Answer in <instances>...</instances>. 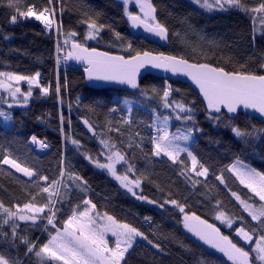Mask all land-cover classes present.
Listing matches in <instances>:
<instances>
[{"label": "trees", "instance_id": "16d2710c", "mask_svg": "<svg viewBox=\"0 0 264 264\" xmlns=\"http://www.w3.org/2000/svg\"><path fill=\"white\" fill-rule=\"evenodd\" d=\"M52 2L57 24H62L59 31L54 29L56 26L48 30L34 17H21L8 6V0H0V73L31 76L39 72L40 85L50 86L46 96L40 88L32 89V100L27 108L10 110V127L0 121V156L11 154L18 163L49 180L37 181L36 177L28 180L0 164V202L13 211L16 205L22 207L29 202L41 206L48 194L39 192V187L48 186L52 180L62 181L56 197L55 208L59 209L54 217L56 228L44 218L50 214L47 209L43 214H36L34 222L15 219L4 223L6 217L0 213V255L10 264H40L35 251L56 234L57 228H62L71 210L77 205L82 210L83 201L91 200L98 212L132 225L148 238L136 243L121 264H229L223 256L210 251L211 246L202 245L193 234L185 231L183 216L195 213L219 227L222 235L237 245L242 244L235 236L237 227L243 226L249 231L255 228V240L264 234V230L257 227L258 222L247 216L231 193H237L257 208L261 202L229 170L232 164L240 161L264 173V124L243 114L235 117L225 113L211 115L188 86L153 76L142 79L136 93L93 89L82 69L69 68L57 75L56 51L58 46L62 52L65 45L67 48L76 42L126 58L137 51L164 53L196 64L222 67L226 71L264 75L261 67L264 65V31H256L252 18V9L264 0H241L246 11L238 8L211 15L187 0H152L157 20L168 29L166 46L133 37L124 7L116 0ZM30 5L43 9L48 6V0H24L20 10ZM13 15L17 17L14 23L11 21ZM89 18L105 28L97 42L86 45L85 21ZM117 32L119 37L115 35ZM69 33L75 35L69 36ZM66 39L68 44L64 43ZM57 84L59 94L55 91ZM169 89V103L176 101L190 107L192 121L176 119L177 113L164 106L163 92ZM118 97L134 102L136 107L131 113L124 110ZM157 116L160 120L171 117L172 132L194 129L195 140L189 150L197 158V170L199 164L209 169L207 179L191 171L192 161L187 154L179 157L183 164L153 155L150 138L156 135ZM217 116L219 119L215 118ZM85 121L92 126V133ZM233 128L248 135L237 136ZM33 136L37 141L46 142L48 148L44 149L39 143L33 145ZM101 139L114 144L133 166L128 172V164L123 162L116 170L118 175L127 174L129 179L141 180L140 186L134 188L136 196L124 191L115 177L98 170L95 163L86 158L90 156L99 163H107L108 150L100 143ZM69 174L82 179H69ZM221 175L223 184L217 179ZM193 181L199 183L194 185ZM138 196L147 199H138ZM171 200L183 205L185 212L181 213ZM220 212L235 221V228L227 230L215 223ZM32 244L37 247L28 253ZM157 244L159 248L155 247Z\"/></svg>", "mask_w": 264, "mask_h": 264}, {"label": "snow or ice", "instance_id": "6c2138e0", "mask_svg": "<svg viewBox=\"0 0 264 264\" xmlns=\"http://www.w3.org/2000/svg\"><path fill=\"white\" fill-rule=\"evenodd\" d=\"M195 2L209 11L213 8L224 9L226 5L247 10L241 3V0H195ZM22 3H24V0H8V6L15 9L21 17H34L36 20L42 21L48 30L56 26V30L59 31L60 27H62V24L58 25L55 19L56 9L53 6L52 0H48V6L43 9H37L35 5H30L24 11L20 10ZM130 4L139 7V14L128 10V5ZM123 6L125 14L133 27L139 28L142 26L147 32L154 34L160 39H168V29L157 20L155 15L156 8L153 6L151 0H123ZM252 11L254 13H264V3L252 9ZM16 19V15L11 17L13 23L16 22ZM261 19L264 21V17H261ZM85 23H87L89 29L86 39H96L100 31L105 28V25L97 24L93 18H89ZM68 35L74 36L75 33H69ZM115 35L119 37L120 33L117 32ZM68 42L67 39L64 41L65 44H68ZM131 47V44H129L128 48ZM71 49V51L67 52L65 59H75L85 62L87 64L85 71L90 80L117 81L130 85L132 88H138L137 76L140 69L146 65H151L155 68L171 70L174 73L182 72L189 76L199 87L200 92L207 101V108L213 110L215 113H221L222 109H227L229 113H235L239 108L243 107L244 109L255 110L264 116V75L226 71L222 67H213L209 64H194L182 57L166 56L163 53L153 55L151 52L137 51L134 56L126 59L124 56L99 52L95 48L89 49L76 42L71 44ZM57 51H60L59 46L57 47ZM261 67L264 68V65H261ZM0 76L5 77V80L0 81V88L6 89L8 95L12 97H16L17 94L21 93L20 87H14L13 82L19 84V82L24 81L28 84V90L23 93L25 103L33 95V85L40 88L44 95L49 94L50 86L43 87L39 83V72L31 76L13 73H0ZM55 91L59 94V84H57ZM170 91L169 89L163 92L162 99L164 100V106L172 108L177 113L176 119L192 121L193 115L191 113L193 110L190 107L176 101L169 103ZM180 113H187V115L181 116ZM0 117L10 119L7 113L2 111H0ZM215 118L219 119L218 116ZM170 119L171 117L168 116L163 117L161 124L159 123L160 117L157 116L158 123L155 127L157 134L150 138V142L153 145V155L156 157H167L173 163L179 162L183 164L184 162L179 157L181 153H187L192 161L191 171L196 176L207 178L209 169L203 164H199V170H197L198 161L196 156L193 155L188 147H182L179 143V141H189L194 129L187 128L183 131L177 129V132L173 133L169 130ZM85 123L87 124L88 122L85 121ZM91 127L89 125L90 129ZM233 131L237 136L248 135V133L242 132L239 128H233ZM32 142L39 143L41 147H47L43 141H37L35 136L32 137ZM73 143H77V141H73ZM100 143L108 150L107 163H99L90 156L86 158L96 163L97 167L106 169L133 196H136L137 193L134 191V188L140 186L141 180L139 178L134 180L129 179L127 174H117V164L121 162L128 164L125 155L117 150L116 146L109 140L101 139ZM0 164L10 165L17 172H21L29 178L36 177L37 181L43 180L48 182L49 180L47 176L38 175L34 169L18 163L17 159L11 157V154L0 156ZM132 170L133 166L128 164L127 171L130 172ZM229 170L235 172L240 183L250 189L255 196L259 197L260 201H264V173L257 172L255 169L241 170L237 168V164H233ZM63 176L64 173L62 172L61 177ZM68 178L82 179L80 177H73L71 174H69ZM217 179L222 184L224 183L222 175L218 176ZM196 183H199V181H193L194 185ZM61 185V180H52L48 186L39 187V192L48 194L46 202L41 206L29 202L25 203L22 207L16 205V211H13L11 208L5 207L3 202H0V213H3L6 217L4 223H7L8 220H13L14 222L16 218L34 222L37 219L36 214H43L47 209L50 214H46L44 218L47 219L49 225L56 228L54 217L59 209L55 208V205L58 203L56 197L59 196ZM231 194L243 205L244 210L248 212L251 219L258 222L257 227L264 230V204H261L257 208L242 200L237 193L232 192ZM137 198L142 200L147 199V197L143 196H138ZM32 199L35 200L36 197L33 196ZM149 203H155V201H149ZM170 203L175 205L181 213L185 212L184 206L176 200H171ZM83 204L82 210L79 205L71 210L70 215L63 221L62 228H57L56 234L52 235L47 243L35 251L37 257L46 255L50 260L56 261L58 264H121L125 253L132 248L137 237H142L145 240L148 239L144 233L132 225L121 223L107 213L101 214L95 212L96 205L92 204L91 200H85ZM24 210H27L29 214L21 215L20 213L24 212ZM216 218L227 223L229 227L232 226L233 221L226 217L224 212H220ZM183 225L204 243L224 253L233 264H253L250 251H246L245 248L233 243L229 237L221 234L219 228L209 224L195 213H185ZM235 231L245 243H253L255 228L249 231L245 227L240 226ZM13 232H15V226L13 227ZM109 233L115 237L113 246H110L107 238ZM149 243L152 242L149 241ZM36 247L35 244L30 245L27 252L32 253ZM155 247L159 248L160 245L157 244ZM251 251L256 253V257L259 260L264 261V234H260L258 239L255 240V247ZM0 264H10V262L3 255H0Z\"/></svg>", "mask_w": 264, "mask_h": 264}, {"label": "rangeland", "instance_id": "374dc122", "mask_svg": "<svg viewBox=\"0 0 264 264\" xmlns=\"http://www.w3.org/2000/svg\"><path fill=\"white\" fill-rule=\"evenodd\" d=\"M119 4H121L122 6H123V0H116ZM187 1H189L192 5H194L196 8H198V9H200L201 11H204L206 14H208V15H211V14H215V13H227L228 11H230V10H238V8H235V7H230V6H225V8L224 9H220V8H213L211 11H209L208 9H206V8H203V7H201L200 6V4H198V3H196L195 2V0H187ZM151 2H152V0H151ZM153 4V3H152ZM124 7V6H123ZM128 10L129 11H131V12H133V13H136V14H139V7L137 6V5H134V4H130V5H128ZM155 15H156V12H155ZM261 17H264V13H252V18L254 19V21H255V25H256V31L258 32V33H262L263 31H264V21H262V19H261ZM40 22H42V21H40ZM88 31H89V29H88V26L86 27V36H87V33H88ZM100 34H101V31H100V33H99V35L96 37V39H86V36H85V43L86 44H90V43H95V42H97V40L99 39V37H100ZM66 46L67 45H65L64 46V48H62V51L63 52H65L66 51ZM3 80H5V77H3V76H0V81H3ZM39 83H40V78H39ZM13 86L14 87H20V89H21V93H19V94H17V96L16 97H12V96H10V95H8V92H7V90L6 89H3V88H0V111H2V112H5V113H7V115L10 117V119H5L4 117H0V121L3 123V125H5L6 127H10L11 125H12V117L10 116V110H12V109H25V108H27L28 106H29V103H30V101H31V99H32V97H30L29 99H28V101H27V103H25V101H24V97H23V93L24 92H26L27 90H28V84L26 83V82H24V81H21V82H19V84H16L15 82H13ZM34 88H38V87H36L35 85H33L32 86V89H34ZM123 97H118L117 98V100H121L122 101V103H123V108H124V110L125 111H127V112H129V113H131V111H132V109L134 108V107H136V105L134 104V102H132L131 100H128V99H122ZM173 107H175V105H173ZM180 114H187V113H180ZM169 117V116H168ZM85 123V122H84ZM158 123V122H157ZM157 123H156V125H157ZM159 123H161L162 124V120H160L159 121ZM86 124V123H85ZM172 120L170 119L169 120V130L172 132ZM86 128L92 133L93 132V130H92V128L90 129L89 128V124L87 123L86 124ZM181 131H183V129L181 130ZM173 133H175V132H173ZM157 134V133H156ZM195 140V135H194V131H193V133H192V137H191V139L189 140V141H187V142H184V141H179V143L181 144V146L182 147H188V149H189V146H190V144L193 142ZM33 143V142H32ZM33 145H35V143H33ZM183 154H187V153H181V155H183ZM180 155V156H181ZM161 157H163V156H161ZM160 158V157H159ZM167 158V157H166ZM237 162H239V163H237ZM237 162H235L234 164H237V168H239V169H241V170H247V169H254L253 167H251L250 165H248V164H245V163H243V162H240V161H237ZM123 164V162H121V163H119V164H117L118 166L119 165H122ZM95 165H96V163H95ZM116 165V166H117ZM233 165V164H232ZM231 165V166H232ZM5 167H7V168H9V169H11L13 172H15L16 174H18L19 176H21V177H24V178H26V179H28V180H33L35 177H32V178H29V177H27V176H25L23 173H21V172H17L14 168H12L10 165H4ZM231 166H230V168H231ZM96 168L98 169V170H100V171H106V172H108L106 169H101V168H99V167H97L96 166ZM229 168V169H230ZM256 170V169H255ZM257 172H259L258 170H256ZM238 180H239V178L237 177V175H236V173L235 172H233V171H230ZM261 173V172H260ZM208 174H207V178H208ZM199 177V176H198ZM199 178H202V179H207V178H205V177H199ZM118 181V180H117ZM240 182V181H239ZM118 183L121 185V188L124 190V191H128L127 190V188H125L121 183H120V181H118ZM243 185V184H242ZM244 186V185H243ZM245 187V186H244ZM245 188H247V187H245ZM248 189V188H247ZM250 192H251V190L250 189H248ZM252 194H254L253 192H251ZM255 195V194H254ZM257 197V196H256ZM258 199H259V197H257ZM236 199V198H235ZM260 201V200H259ZM237 202L240 204V202L237 200ZM261 202V204H264V201H260ZM240 206H241V208L244 210V207H243V205H241L240 204ZM90 207V206H89ZM95 212H98L96 209L94 210ZM245 211V210H244ZM100 213V212H99ZM245 213L247 214V216L251 219V217L249 216V214H248V212L247 211H245ZM21 215H25V214H29L28 212H27V210L24 212V213H20ZM226 215V214H225ZM184 217V216H183ZM217 217V216H216ZM215 217V223H217L218 225H220L221 227H223L224 229H227V230H232V227L234 226V220L232 219V218H230L228 215H226V217H228V218H230L232 221H233V223H232V226L231 227H229L228 226V224L227 223H225V222H223L222 220H219V219H217ZM17 220H19L18 218H16ZM252 220V219H251ZM19 221H21V222H24V221H27V220H19ZM253 221V220H252ZM254 222H257V221H254ZM184 226V225H183ZM233 228H235V227H233ZM238 228V227H237ZM184 229H185V231L188 233V234H190V235H192L191 234V232H189L185 227H184ZM234 231H235V229H234ZM141 232V231H140ZM235 236L238 238V239H240V241H241V245H238V246H240V247H243V248H245V250L246 251H250V255L252 256V260H253V264H264V261H262V260H259L257 257H256V253L254 252V251H251L252 249H254V247H255V239H253V243L252 244H247V243H245L238 235H237V233L235 232ZM107 238H108V240H109V244H110V246H113L114 245V241H115V237H113V236H111V234L109 233L108 234V236H107ZM230 239V238H229ZM145 239H143L142 237H137L136 238V240L134 241V243H133V246H132V248L136 245V243H138V242H140V241H144ZM233 243H235V242H233ZM132 248H130L129 250H128V252L127 253H125V257L128 255V253L130 252V250L132 249ZM209 250L210 251H212V252H215V253H217V254H219V255H221V256H223L224 257V255H223V253L222 252H220L218 249H215V248H212V247H210L209 248ZM36 256V255H35ZM37 257V256H36ZM125 257H124V259H125ZM37 259H39V262H40V264H50V263H52V264H58V262H56V261H52V260H50L46 255L45 256H43V257H37ZM123 261H121V263H122ZM231 264V263H230Z\"/></svg>", "mask_w": 264, "mask_h": 264}, {"label": "water", "instance_id": "95a60500", "mask_svg": "<svg viewBox=\"0 0 264 264\" xmlns=\"http://www.w3.org/2000/svg\"><path fill=\"white\" fill-rule=\"evenodd\" d=\"M128 23H129L130 34L135 38H142L157 46H166L169 42V34H168L167 40H162L159 37L155 36L154 34L147 32L142 26L139 28L133 27L129 19H128ZM96 50L99 52H105L99 49H96ZM152 54L158 55L156 53H152ZM112 55H117V54H112ZM164 55L171 56L167 54H164ZM66 62L71 66V68L82 69L89 86L93 89H97V90L111 89V90H118V91H123V92H128V93H136L140 89L142 79H144L147 76H153L159 79H163V80L170 81V82H178V83L188 86L195 94L199 96L201 103L207 107V101L204 99L202 93L200 92L199 87L192 81V79L189 76L185 75L182 72L174 73L171 70H166L164 68H155L151 65H146L144 68L140 69L139 74L137 76V83L139 85L138 88H132L130 85L122 84L117 81H103V80H95V79L90 80L88 79L87 72L85 71V68L87 67V64L85 62L77 61L75 59H66ZM201 64H206V63H201ZM213 67H217V66H213ZM209 113L211 115L219 114V113H215L213 110H209ZM221 113H225L227 116H230V117H235L240 114H243L248 117L254 118L255 120L264 124V116H262L259 112L252 110V109H244L243 107H241L235 113H229L227 109H222ZM196 238L199 242H201L202 245L210 246L204 243L198 237Z\"/></svg>", "mask_w": 264, "mask_h": 264}, {"label": "built area", "instance_id": "2783aa9c", "mask_svg": "<svg viewBox=\"0 0 264 264\" xmlns=\"http://www.w3.org/2000/svg\"><path fill=\"white\" fill-rule=\"evenodd\" d=\"M59 61V60H58ZM64 67L61 65L60 61L57 62V70L60 71V70H63ZM46 144V143H45ZM47 145V144H46Z\"/></svg>", "mask_w": 264, "mask_h": 264}, {"label": "flooded vegetation", "instance_id": "af4514ba", "mask_svg": "<svg viewBox=\"0 0 264 264\" xmlns=\"http://www.w3.org/2000/svg\"><path fill=\"white\" fill-rule=\"evenodd\" d=\"M215 227H217V226H215ZM217 228H219V227H217ZM220 229V228H219ZM220 232H221V230H220ZM221 234H222V232H221ZM223 255H224V258L229 262V264L231 263V264H233V262L232 261H230L229 259H228V257L223 253Z\"/></svg>", "mask_w": 264, "mask_h": 264}]
</instances>
